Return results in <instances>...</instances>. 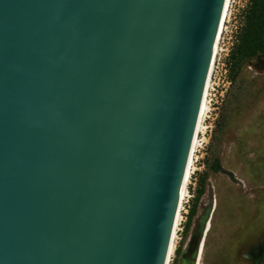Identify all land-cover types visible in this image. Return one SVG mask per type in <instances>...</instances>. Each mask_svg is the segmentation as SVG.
<instances>
[{
    "label": "water",
    "instance_id": "obj_1",
    "mask_svg": "<svg viewBox=\"0 0 264 264\" xmlns=\"http://www.w3.org/2000/svg\"><path fill=\"white\" fill-rule=\"evenodd\" d=\"M223 0H0V264H163Z\"/></svg>",
    "mask_w": 264,
    "mask_h": 264
},
{
    "label": "rangeland",
    "instance_id": "obj_2",
    "mask_svg": "<svg viewBox=\"0 0 264 264\" xmlns=\"http://www.w3.org/2000/svg\"><path fill=\"white\" fill-rule=\"evenodd\" d=\"M248 5L235 0L232 6L233 40ZM229 73L218 118L207 123L198 148L194 196L204 175L203 195L190 225L182 223L177 233L169 264H264V52Z\"/></svg>",
    "mask_w": 264,
    "mask_h": 264
},
{
    "label": "built area",
    "instance_id": "obj_3",
    "mask_svg": "<svg viewBox=\"0 0 264 264\" xmlns=\"http://www.w3.org/2000/svg\"><path fill=\"white\" fill-rule=\"evenodd\" d=\"M234 2L235 0H230L226 19L223 23V29L221 31L220 38L218 41L217 53L215 56L208 87L207 102L209 110L207 111V116L205 118V123L208 129H206L204 135H206L207 131L210 128V125H208L207 123L210 122V120H215L218 118L219 103L223 102L224 94L227 92V88L231 83L228 78V60L231 50L236 42L237 27H234L236 33V35L234 36V40L231 37L232 31H230L228 28L229 23L235 18L232 12V6ZM216 95H218L219 99H217ZM204 142L205 140L203 141V143ZM200 148H202V145ZM199 149L196 152V158L194 161L195 169L191 172L186 186V194L184 196L180 211V221L178 223L177 233L179 232L182 223H184L186 220V216L190 208L189 203L194 198L195 185L197 180L196 173L200 169V167L198 166L200 164L199 160L201 158L198 155Z\"/></svg>",
    "mask_w": 264,
    "mask_h": 264
},
{
    "label": "bare ground",
    "instance_id": "obj_4",
    "mask_svg": "<svg viewBox=\"0 0 264 264\" xmlns=\"http://www.w3.org/2000/svg\"><path fill=\"white\" fill-rule=\"evenodd\" d=\"M229 4H230V0H223L222 8H221L218 24L216 27L215 36H214V41H213L210 56H209L205 82H204L202 95L200 98V103H199V107H198V111L196 115L194 130H193V134L191 137L190 146L187 152L186 164L184 167L181 185H180V189L178 193V198L176 201L175 212H174V217H173V222H172V227H171V232H170V238H169L166 256L164 258L163 264H169L170 259L174 253V248H175L174 243L177 237L178 223L180 221V211H181L184 196L186 194V186H187L191 172L195 169L194 161L196 158V152L198 148L201 147L202 140L204 139V136H205L204 133L206 129H208L205 123V118L207 116V111L209 110L208 102H207L209 81H210V77L212 73L215 56L217 53L218 41L220 38L221 31L223 29V23L226 19Z\"/></svg>",
    "mask_w": 264,
    "mask_h": 264
},
{
    "label": "trees",
    "instance_id": "obj_5",
    "mask_svg": "<svg viewBox=\"0 0 264 264\" xmlns=\"http://www.w3.org/2000/svg\"><path fill=\"white\" fill-rule=\"evenodd\" d=\"M236 42L231 50L228 67L233 69L241 60L264 52V0H249V5L244 14V25L240 33L236 35ZM234 59L235 63H232ZM230 74V73H229ZM204 175L199 180L196 196L188 210L183 228L190 225L195 216L199 199L203 195Z\"/></svg>",
    "mask_w": 264,
    "mask_h": 264
}]
</instances>
